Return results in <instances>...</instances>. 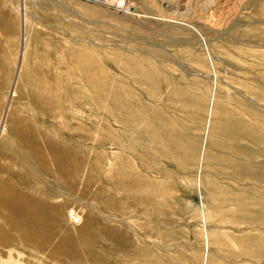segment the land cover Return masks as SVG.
<instances>
[{"label":"rangeland","instance_id":"obj_1","mask_svg":"<svg viewBox=\"0 0 264 264\" xmlns=\"http://www.w3.org/2000/svg\"><path fill=\"white\" fill-rule=\"evenodd\" d=\"M20 1L0 0V263H41L23 236L45 210L84 255L114 228L95 251L119 264H264V0H25L24 29Z\"/></svg>","mask_w":264,"mask_h":264},{"label":"bare ground","instance_id":"obj_2","mask_svg":"<svg viewBox=\"0 0 264 264\" xmlns=\"http://www.w3.org/2000/svg\"><path fill=\"white\" fill-rule=\"evenodd\" d=\"M49 1L50 0H45L44 2H49ZM85 1L86 2H89V3H93L95 5H100V6H104V7L110 8V9L116 11L118 14H121V15H130L131 14V10H134V12H136V7H135V4H133V0H92V1L91 0H85ZM20 2L21 3H19V4L16 5V10L18 12H20V14L22 15L23 29H24L25 28V24H26V20H27L26 15L28 14V11H27V8L24 5L25 0H21ZM56 2H58V1H56ZM137 38H138V36H137ZM136 39H134V40H136ZM20 44H22V43H20ZM204 44L207 45L206 40H204ZM21 52L24 55V50L21 51ZM17 73H18V71H17ZM207 76H209V75H207ZM10 94L12 95V93H10ZM6 107H5V109H6ZM1 121H4V120H1ZM1 130H2V132L4 131V126H2ZM24 135H26V134H24ZM63 167H64V164L61 161L58 162V168H59V170L61 172H64ZM12 192L15 193L14 191H12ZM8 199H9V202L7 204L8 205V211L9 212H15V213L16 212H19V210H21V207H18V204H19L18 200L15 199L13 196H10V198L8 197ZM61 207L63 208L62 205H59V206L56 205V206H54V211L55 212H54V216L53 217L55 219H57V220H63V218H62L63 213H62ZM38 214H39V217L38 218H40V222H42L41 224H39V228L41 229V231H45L46 232L45 235L43 234V235H39L37 237L36 233L34 232L33 233L34 238H33V240L31 242H28V238L25 235L23 236V240H24V242L26 244H29L30 246H32V249L36 251L35 257L41 263H42V259H41L40 254L41 253H44V252H47L46 253V260L45 261L47 263H50V264L51 263H54V262H57V261H60V260L63 261V263H68V262H71V261L81 262L83 260H87V261L95 262V263L96 262H106V263H110V264H119L121 262L120 259H118V260H112L111 258H109L107 256H102L100 254H97L96 251H95L96 250V245L101 244L104 240H110L112 242H115L116 244H119V243H122L123 244V242H125V239L122 236V234H118L115 231L114 228L108 227L104 232L99 233V234H95V236L92 237V239L94 238V241L93 242H90L89 244L86 243L85 241H83V243L79 244L80 251L81 250H84V252L86 253V255H84V254L80 253L79 251L74 250V249L77 248L78 243L76 244L74 242V240H72L70 238L62 239L59 242L58 245H56V244L55 245H51L50 242H51V240L53 238H56V233L53 231V229L50 226L45 225L44 222H43L44 221L43 218L46 216V211L45 210L44 211L41 210V212L38 213ZM74 218H78V217L74 216ZM78 223H80V222L78 221ZM83 231L84 232H88V231H85V230H83ZM35 263L36 264H41V263H37V262H35ZM0 264H2V263H0Z\"/></svg>","mask_w":264,"mask_h":264},{"label":"built area","instance_id":"obj_3","mask_svg":"<svg viewBox=\"0 0 264 264\" xmlns=\"http://www.w3.org/2000/svg\"><path fill=\"white\" fill-rule=\"evenodd\" d=\"M92 1V0H91Z\"/></svg>","mask_w":264,"mask_h":264}]
</instances>
